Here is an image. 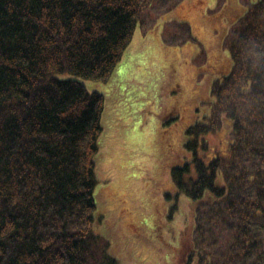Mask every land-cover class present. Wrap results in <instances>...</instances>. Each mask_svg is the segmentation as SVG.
<instances>
[{
  "label": "trees",
  "instance_id": "16d2710c",
  "mask_svg": "<svg viewBox=\"0 0 264 264\" xmlns=\"http://www.w3.org/2000/svg\"><path fill=\"white\" fill-rule=\"evenodd\" d=\"M186 1L0 0V264H122L94 228L105 99L60 75L106 82L144 17ZM239 2L232 67L171 171L170 214L193 203L173 264H264V0Z\"/></svg>",
  "mask_w": 264,
  "mask_h": 264
},
{
  "label": "rangeland",
  "instance_id": "374dc122",
  "mask_svg": "<svg viewBox=\"0 0 264 264\" xmlns=\"http://www.w3.org/2000/svg\"><path fill=\"white\" fill-rule=\"evenodd\" d=\"M188 1L176 16L167 10L156 20L150 11L154 20L144 17L106 82L60 75L105 99L94 228L110 241L122 264L174 263L193 203L181 196L170 214L175 200L168 195L176 194L171 171L190 159L186 131L210 113L212 86L232 67L225 36L247 9L239 0H219L220 11L217 0H203L193 10L197 0ZM182 23L191 26L192 34Z\"/></svg>",
  "mask_w": 264,
  "mask_h": 264
}]
</instances>
